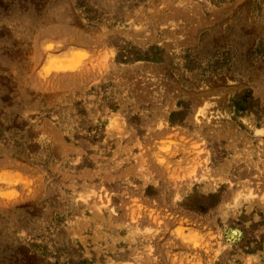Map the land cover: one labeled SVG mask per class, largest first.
Wrapping results in <instances>:
<instances>
[{
	"label": "rangeland",
	"instance_id": "rangeland-1",
	"mask_svg": "<svg viewBox=\"0 0 264 264\" xmlns=\"http://www.w3.org/2000/svg\"><path fill=\"white\" fill-rule=\"evenodd\" d=\"M0 264H264V0H0Z\"/></svg>",
	"mask_w": 264,
	"mask_h": 264
},
{
	"label": "crops",
	"instance_id": "crops-1",
	"mask_svg": "<svg viewBox=\"0 0 264 264\" xmlns=\"http://www.w3.org/2000/svg\"><path fill=\"white\" fill-rule=\"evenodd\" d=\"M74 1H79V0H74ZM122 1H127V0H111V2L113 3V5H119L120 3H122ZM64 4V3H62ZM85 9V8H83ZM58 12L57 14H55V17L58 18L60 22H57L55 24H43L42 27H40L37 30V35L40 34L41 30L44 28H50L52 25L53 26H57L59 25V27H64L66 28V30L69 32V36L68 37H56V36H52V37H47V36H42L41 38H39L38 43H39V47H40V51L39 53L36 52V36H33V53L35 54V60L36 61H42V63H46V61L48 60L49 57H55V56H71L74 52L84 49L85 51H89V52H94L93 49V45L94 43H92V41L90 42V45H88L87 43H83L81 41V38L83 37L80 33H81V26H83L82 21L85 20L86 15H89L88 13H83V11H79V16L77 15H69L66 13V11L64 10V8H58L57 9ZM48 13L45 12L43 14V18L45 19V17H48ZM72 18V20L74 21L73 23L66 22L67 19ZM92 30H95L94 28H90ZM50 44H55L56 46V51L55 52H49L47 50V47ZM65 76L64 74H54L52 77L55 76Z\"/></svg>",
	"mask_w": 264,
	"mask_h": 264
}]
</instances>
